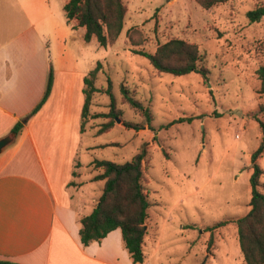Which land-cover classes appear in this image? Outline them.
<instances>
[{"label":"rangeland","instance_id":"obj_1","mask_svg":"<svg viewBox=\"0 0 264 264\" xmlns=\"http://www.w3.org/2000/svg\"><path fill=\"white\" fill-rule=\"evenodd\" d=\"M124 2L127 14L117 42L99 51L89 47L90 56L102 60L91 115L110 112L109 87L119 115L89 120L74 179L93 183L83 198L96 206L104 182H92L101 172L92 162L124 164L146 149L151 207L145 262L245 264L236 221L251 209V157L262 139L256 119L264 121V94L256 75L264 65V18L250 23L247 14L264 0H232L210 10L197 0ZM173 39L198 46L207 79L195 72L182 77L160 73L136 52L155 53ZM122 86L150 109L151 128L124 99ZM112 119V128L98 136ZM126 122L142 128H127ZM257 163L264 192V154ZM221 222L227 224L210 230Z\"/></svg>","mask_w":264,"mask_h":264},{"label":"crops","instance_id":"obj_2","mask_svg":"<svg viewBox=\"0 0 264 264\" xmlns=\"http://www.w3.org/2000/svg\"><path fill=\"white\" fill-rule=\"evenodd\" d=\"M68 1L0 0V139L23 124L0 154V261L135 264L120 229L101 242H81L80 218L95 208L83 193L93 183L75 181L73 173L84 153V80L102 63L89 47H104L96 37L85 41V28L68 21ZM50 68L52 91L31 116Z\"/></svg>","mask_w":264,"mask_h":264},{"label":"trees","instance_id":"obj_3","mask_svg":"<svg viewBox=\"0 0 264 264\" xmlns=\"http://www.w3.org/2000/svg\"><path fill=\"white\" fill-rule=\"evenodd\" d=\"M232 0H197L205 10L228 3ZM64 11L68 21H75L76 27L85 28V41L90 42L96 37L98 43L106 48L117 42L124 30L127 6L124 0H69L64 5ZM250 23L260 22L264 18V5L248 12ZM137 54L147 59L152 67L163 74L175 77L187 76L192 73L200 74L204 79L208 78L209 70L205 65V55L201 53L197 45L190 44L182 39H173L158 47L155 53L136 51ZM101 63L91 71L84 80L85 102L81 115V133L86 131V125L90 119L100 116L117 119L115 97L111 87L106 93L110 97V112L104 115H91V105L95 93L100 92L96 86V80ZM256 75L260 81V93L264 94V65L260 66ZM53 85V70L50 68L48 86L45 95L31 116L35 115L46 103ZM124 99L132 109L140 112L148 126L151 128L153 121L149 108L135 99L130 91L121 87ZM105 124L98 131V136L112 128L114 120ZM193 118L188 119L192 121ZM262 133L261 143L252 154L251 175V201L250 211L243 218L236 221L238 239L245 264H264V192L260 182L263 170L257 161L264 154V121L256 119ZM127 128L139 131L142 125L126 122ZM23 124L17 123L12 133L19 134ZM147 158L146 149L136 154L131 161L117 164L108 160L95 159L92 164L95 169L101 170L95 175L92 182H104L102 194L97 205L89 215L82 216L80 223V238L84 246L93 242H101L112 231L120 229L126 250L135 264H143L146 260L144 252L145 237L147 234L148 210L151 207L149 196L146 193V178L144 161ZM75 176V172L73 173ZM227 222H221L210 230L223 227ZM0 264H15L0 261Z\"/></svg>","mask_w":264,"mask_h":264},{"label":"water","instance_id":"obj_4","mask_svg":"<svg viewBox=\"0 0 264 264\" xmlns=\"http://www.w3.org/2000/svg\"><path fill=\"white\" fill-rule=\"evenodd\" d=\"M24 122H26V121H24ZM118 122H120V121L118 120ZM15 139H16V134H14V133H11V134L7 135L6 137L0 139V154L2 152H4V150L8 146H10L11 144H13L14 141H15ZM145 229H147V226L145 227Z\"/></svg>","mask_w":264,"mask_h":264}]
</instances>
